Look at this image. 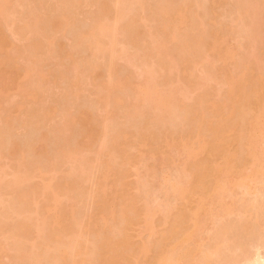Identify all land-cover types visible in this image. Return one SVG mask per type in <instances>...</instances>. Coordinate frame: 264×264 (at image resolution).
<instances>
[{
  "label": "bare ground",
  "instance_id": "1",
  "mask_svg": "<svg viewBox=\"0 0 264 264\" xmlns=\"http://www.w3.org/2000/svg\"><path fill=\"white\" fill-rule=\"evenodd\" d=\"M122 1L97 0L95 4L99 12L97 16L96 13L93 15L94 20L91 19V29L78 35V43L85 44L95 57L84 64L90 76L101 68L100 55H106L110 69L120 56L115 48V36L120 31L118 23L123 20L124 14L119 10ZM206 1L182 0L181 3H174L173 0H159L154 6V22L157 25L150 27L153 30L147 31L138 25L143 18L141 13L137 15L139 12L128 17L127 24L122 26L123 30L129 31L127 41L138 47L139 52L143 51V54L140 53L152 63L146 64L143 81L139 83L133 82L130 76L118 78L110 72L108 79L98 84L99 91L102 90L98 94V102L102 105L114 103L123 108L125 100L120 92L124 89L140 97L138 110L131 113L132 120L137 115L142 117L138 132L134 134L125 128H117L109 135L106 130L108 120L99 129L88 111H80L74 116L64 113V130L59 127L57 132L62 131L63 134L75 125L81 132L76 148L67 146L62 153L66 163L68 161L71 165L65 175L58 180L55 176L58 167H50L47 172L48 168L42 169L38 161L29 162L25 157L19 162L26 170L16 169V174L7 183L4 182L5 172L0 170V192L10 190L8 195L16 206L12 203L13 209L9 212L5 210L6 213L0 210L1 232L6 230L5 220L11 215L16 216L10 226L7 225L10 238L0 240V259L8 253L9 261L21 264H264V203L258 201L259 196H264V51L259 60L247 58L237 61L242 56V44L230 46L227 43L236 35V27L222 24L205 8L209 2L223 7L227 1ZM135 2H138V9L144 11L147 8L144 0ZM13 3L14 0H0V51L8 42L3 26L11 14L8 7ZM66 3L63 8H68L43 20L41 25L38 22L36 30L28 31L30 26L26 27L28 33H34L35 37L28 45L32 53L42 51L46 44H54L48 30L60 33L72 24L77 1L67 0ZM240 6L235 12V23L244 19L243 12L248 13L244 5ZM259 7L264 9V0H260ZM18 33L19 29L16 30ZM150 36L155 40L152 45L146 44ZM234 39L237 41L236 36ZM12 49L18 50L15 45ZM13 62L15 60L8 53L0 59V98L12 81L5 74L16 76L23 72L24 80L30 78L28 67L21 69ZM197 64L205 70V78L201 81L191 70ZM40 76L45 77L43 74ZM173 77L176 79L171 80ZM207 79H216L226 86L225 93L215 94ZM173 81L175 86L163 88L167 82ZM82 85L81 74L76 75L72 86L80 91ZM191 89L196 91V95L188 103L187 100L192 99L189 98ZM21 90H24L23 83L18 84V91ZM178 94L182 98H178ZM30 96H33L32 92ZM51 111L56 112L50 108ZM177 111L183 115L182 123L186 129L178 130V126L173 125L174 129L169 126L161 134L154 130L153 122L167 115L169 119L172 117L168 120L172 123ZM106 113L109 118L113 117V111ZM151 113L158 119H149ZM138 119L134 122L138 123ZM5 123L11 125L12 119L7 118ZM100 136L101 147L96 150L98 156L92 161L90 171L85 173L88 168L84 170L82 148L91 151ZM44 140H47L45 135L39 142L41 148L32 145L29 149L36 155L45 156ZM12 143L8 150L10 156H14L19 149L16 142ZM143 146L159 151L169 148L170 152L161 151V164L176 166L173 178L162 175L159 178L170 196L164 205L151 196L149 188V177L157 178L155 165L142 164L144 155L135 153ZM60 163L56 162L57 166ZM132 165L137 171L138 166L144 169V176L136 173L138 181L135 188L139 191L136 197H129L128 191L121 192L119 189V183L129 175ZM24 172L25 178L21 176ZM47 173L50 177L45 178ZM258 176L263 178L259 191L255 185ZM86 183L92 185L87 188ZM234 187L243 190L240 203L222 202V195ZM212 190L220 199L218 206L214 204ZM77 192L82 195L81 198L76 196L77 200H83L85 195L92 196L88 197L92 205V208L89 206V215L86 213L87 217L82 219L77 217L79 211L76 203L73 204ZM194 198H197V207L190 213L183 203ZM114 201L115 206L112 207ZM206 215L216 219L235 215L239 216V222L234 225L238 221L236 218L234 224L225 223L227 226L222 228L226 229L220 227L213 233L216 234L214 238L207 237L204 236L208 231ZM157 216L165 227L162 234L155 228ZM142 225L148 237L141 243H135L132 231ZM233 228L245 233L241 237L243 239L239 238L242 232ZM233 230L239 234L235 235L236 238H229ZM206 242L209 243L205 245Z\"/></svg>",
  "mask_w": 264,
  "mask_h": 264
},
{
  "label": "rangeland",
  "instance_id": "2",
  "mask_svg": "<svg viewBox=\"0 0 264 264\" xmlns=\"http://www.w3.org/2000/svg\"><path fill=\"white\" fill-rule=\"evenodd\" d=\"M76 1H77V5H76L77 7L74 8L75 12L73 10L74 12V21L72 22L73 25L70 23L65 27V30L60 33L48 30L47 28L48 35L53 40L54 44L52 45L46 44V47L38 53H32L28 46L29 43L33 40V38H35L34 33L30 34L28 33V31L36 30L35 28L38 22L39 23L41 22L40 23L41 25L43 20L46 21L47 18L49 17H53L56 16L57 14L58 15L61 14L63 10L68 8V7L66 8L64 7L65 9L63 8V5L65 6L67 0H14V3L8 7V10L11 11V14L10 17L6 18V21L4 22L5 25L3 26V31L4 34L8 37V42L6 43L4 50L0 51V59L1 57H3V55L8 53L15 60L13 64L17 65V67L21 69L23 67L25 68L28 67L29 70L31 71V74H30V78L27 80L23 79V72H20L16 76H13L11 73L5 74L6 78L12 79L10 85L6 89V93L2 95L0 98V155H2L0 157V170L5 172L4 182L6 183L13 178V175L16 174L15 173L16 169L20 168L21 170H26L25 167L20 166L19 160L22 159V157H25L26 160L29 162H31V160H34L32 162L36 161L37 163L38 161V164L42 169L47 170L48 168L47 172L51 170L50 167H52V169L58 167V169H55L58 171V172L55 171V173H57L55 175L57 179L58 178L60 179L63 175H65L64 174L65 172H68L71 169L70 163L68 161L66 163V160L63 158L64 156L62 153L67 146L69 147L73 146L74 148H76L77 142L81 140L80 137L81 132L79 133L80 128L76 125L73 128L71 127L72 129H69V131L65 130L67 132L64 131L63 134L62 131L61 132L58 131L60 134L57 132V129L59 127H61V130L64 127L63 125L66 117V116L64 117V113H66V115L70 114L74 116L80 111H88L93 116L94 121L98 124L97 127L99 129H102V124H104L105 120H108L107 121L108 123H106L107 129L106 128L105 129L108 131L106 132L109 135H112L115 129L118 130L117 128H125L134 134L139 131L138 126L140 125V123H142V121H140L142 117H138L137 115V117L140 118L138 119L135 115H132L133 117L135 116L134 117L135 119L132 120L131 113H133L132 111L138 110L137 105H140L141 98L133 95V93H131L129 89H124L123 91L120 92L121 94L123 93L122 95L125 100V105L123 108L122 107L119 108L114 103H110L109 105H102L101 103L99 104L98 102V94L99 92H102V90L99 91L100 85L98 88V84L99 83L102 84L104 81H106L108 79L107 77L110 72L116 74V77L118 78H124L130 76L132 81L135 83H139L143 81L142 78L144 71L146 70V66H147L146 64L149 65L152 62L151 60L149 62V59H147L148 57L146 58V56L142 55L143 51L141 52L140 50V52L142 53L141 54L138 51L139 49H137L138 47H133L134 45L132 46L127 41V39L129 38L127 33L129 31L128 29L125 30V28L123 30L122 26L124 24H127L129 20L128 17L131 18L133 14L135 15L136 13L139 12V14L137 15L142 14L143 18L139 20L138 25H140L142 29L144 30L146 29L147 31H149L150 27H153L156 22L155 21L156 17H154L155 14L154 6H156L155 5L157 3L156 1L159 0H144L145 4L147 3L146 5L147 8L144 10L145 12L142 11L141 9H138L139 8V6H137L138 2H135V0L122 1L119 10L122 11V15L124 14L125 16L123 15V20H120V22L118 23L119 25L118 27L120 31L116 33L115 36V40H116L115 48L117 49V53H118L117 55L120 56L115 59L116 65L113 67V69H110L108 62L109 60L105 58L106 55L104 53H103L104 56L100 55L102 58L100 56L98 58L101 59V61H99L101 62L100 63L101 68L97 69L93 73V76L92 75L90 76L89 71L85 69L86 67L84 66V64L85 62H87V60L89 62L93 61L94 55L92 56L93 53H91V50H89L88 47L85 46V44H83L82 42H81L82 45L79 44L80 40L78 41L79 39L78 35L84 33V31L86 32L89 31V29H91L93 25L92 24L93 21L91 19L94 20L93 15L96 13L95 16H97L98 15L97 13L99 12L98 6L95 4L97 3V0H76ZM181 1L182 0H173L174 3H179V2L181 3ZM201 1L203 2V0ZM226 1L227 3L225 4L227 5L223 6L225 8H223L219 4H213L210 2L205 4V8L209 10L211 17L222 22V24L224 23L236 27V33H235L236 35H234L232 38H229L227 43L230 46H235V45L237 46V44L239 43L242 44L243 48L240 51V54L242 56L239 59H237V61L244 60L247 58H249L252 61L259 60L262 52L264 51V9L259 7L260 0H226ZM240 5H244L245 8L248 10V13L245 14L243 12L244 19L238 23H235V19H236L235 12L238 9L237 7ZM202 9L205 10L203 8V5H202ZM111 17H112L111 19H113V15ZM28 25L30 26V29L27 31L26 27ZM18 29H19V33L16 34V30ZM151 30H153V28ZM235 36L238 42L234 39ZM154 41L155 40H153V37L151 38L150 36L149 38H147L146 44L148 43L151 44ZM13 45L17 46L18 50H13L12 49ZM101 47H103V45H101ZM139 54H141L142 57H145L146 60L145 58L142 59V57ZM219 65H221L220 62ZM191 70L193 71L194 76L197 77L199 81L205 78L204 75L205 70L203 69V67L200 66V64H197ZM41 74H43L45 77L40 76ZM79 74H81L82 84H83L80 91L76 90V88L72 86V80L76 75ZM1 75L2 73L0 68V76ZM175 79L176 78L173 77L171 80H175ZM19 83L24 84V90L18 91ZM173 83L175 82L174 81L169 83L167 82L163 86V88H168L171 87L172 85L175 86V84ZM207 83L215 94H219V93L223 94L226 91V86L221 85L219 81L216 79H211V80L207 79ZM31 92L33 93V96H30ZM195 95H196V91L194 89H191L189 91V98L192 99H188L187 102L188 103L192 102ZM178 98H182L180 94H178ZM149 106L151 107V105ZM145 107L148 108V106ZM50 108L55 109L56 112H52V111L50 112ZM140 109L141 108H139V110ZM142 109L145 110L144 108ZM106 111H110V112L113 111L115 114L113 113V117L109 118L110 116L108 113H106ZM178 113H176V117L174 116L175 112L174 115H172L175 117V118L173 117L172 123H171L172 120L170 122L168 121L172 117L169 119L168 118L169 116L165 115L163 119L159 118L160 119L159 120L157 118L158 116H152L151 113V115H149V117L151 118L149 119L154 121L155 120L154 118H157L158 121L153 122V124L151 122L150 123L154 125L153 126L154 130L160 134L165 132L167 128L169 129V126H171L172 128L173 125H177L178 127L176 126L175 127L178 128V130H180L179 128H181V130L182 129L184 130L185 125L183 126L184 121H182L184 117L183 115H181V113L179 114ZM177 115H180L181 117ZM7 118L12 119L11 125H7L5 123ZM136 119H138L139 124L135 123L137 122ZM28 120L30 123L27 122ZM161 120L162 121L166 120L163 122H167V121L168 122L166 124H163ZM136 124L138 125L136 126ZM111 132L112 134H110ZM44 135L45 138L47 139L43 141L45 143L44 148H46V152H47L46 155H48V157L46 155L42 157L40 155H36L29 149L32 147V145L33 146L35 145L37 148H41L39 142L40 139L42 140V136ZM101 141H102V136H100L99 139L97 140V143L94 144L95 146L93 147V149H90L91 151H89L88 148H86L87 150L82 148V151L84 150L82 153V151L80 150L82 155L84 154L83 155L84 170L85 167L89 169L90 166L93 165L92 161L94 160L95 157L97 158L98 156V154L96 155V150L97 151L99 150ZM12 142H16L19 147L17 153H15L14 156H10L8 154V150L13 144ZM161 151H163L164 153L170 152L169 148H161V150L159 151L157 149L152 148L151 146H143L139 149V151H135V153L138 156L144 155V157L142 158V164L147 166L155 165L157 178L151 179L149 177L148 179V181H150L149 188H150L151 196L156 197V200L162 205H164L168 203V201L170 200V196L166 194L165 186L164 184L161 183L159 178L161 177V175L173 178L176 166L174 165L165 166L161 164L162 162ZM62 158L64 162L62 161ZM56 162L57 164H59L60 162L61 163L60 165L57 166ZM88 169L85 170V173L87 171H90V169L89 170ZM45 170L43 172H46ZM135 170L136 168L134 165L130 166L128 173L129 175L119 183V189L121 190V192H124V190L128 191L127 193L129 194V197L138 196L139 191L135 188L138 181L137 175L143 174L144 176L143 166H138V171L136 170L137 172ZM21 176L25 178L26 172L21 173ZM39 176H41V174ZM44 177L45 178L50 177V174L47 173L46 176ZM38 180H39L38 178L35 179L36 182H38ZM111 181L112 180L109 181V184L111 183ZM262 181L263 178L258 176V179L255 183V185L257 186L256 187L257 191H259L262 188V184H263ZM91 185H92L91 183H86L87 188L90 187ZM122 187L123 190L121 189ZM229 189L230 191H227L224 195H222V200H223L222 202H226V204H230L234 202L240 203V200L243 199V194H242L243 190L238 187L229 188ZM6 191L7 190L4 191L2 190L0 192V210L2 209L3 211L6 210L9 212V210L12 207L13 201L10 200L11 196L8 195L10 193L9 192L10 190L8 191L9 193ZM211 193H213L212 198L214 199V204L218 206L220 203L219 197L216 196L217 194L214 192V190H212ZM78 195H79L78 192L74 194L75 198ZM80 195L79 197L81 198L82 195L81 196ZM86 197L87 199L85 202ZM88 197H92V196L85 195V197L83 198L84 201L77 200L79 199L78 197L76 198V201L73 200L75 201L73 202V204L76 203V206L75 205L74 206L77 207L78 208L77 211H79L77 212V217L80 216L81 218L85 216V214L88 213V211H90L89 206L91 207L92 205L91 202L90 203L88 202V200L89 201L91 200V198L88 199ZM262 197L260 198L259 196L258 201L264 203V196ZM66 199L68 198H65V200ZM69 201L71 203V200ZM87 202L89 203V205L87 204ZM183 204L185 208L189 210L190 213H193L197 207V198H194L192 201H186ZM13 205L15 206V203H13ZM114 206H115V201L113 202L112 207ZM2 210L1 212H3ZM87 215H89V213ZM15 218H16L15 215H11V218L10 219L7 218L8 220L6 219L5 221L7 222H4V224L6 226L7 225L10 226V223L13 222ZM236 218L238 219V221L234 224V222L237 220ZM221 219H216L212 215H206L205 220H206V228L208 229V231L204 233V236L206 235L207 237L208 236L213 237L216 235V234L213 235V233L216 230L220 229V227L221 229H224L227 226L224 225L225 223L228 224L229 222L234 221L233 224L237 226L238 225L237 223L239 222V216L236 217L235 215L234 216L231 215L230 217L226 216L224 219L222 220ZM85 220H87V218ZM156 220H157L155 227L156 231L159 234H162L165 231V227L159 222V216L156 217ZM228 225H230V223ZM6 226H5L6 230L4 229V231L2 232L0 231L1 241H4L5 239L10 238L11 236L8 231L9 227ZM222 226L225 227L222 228ZM239 231L242 232L241 230ZM233 232L232 234H229L230 232L228 233L230 235L229 238H232L231 236L235 237V235L237 236L239 234V233L237 234L236 231H235L236 233ZM132 234L134 236L135 243H141L143 239L145 240L148 237L147 235L148 232L144 231L143 225L135 227V229L132 231ZM244 234L245 233L242 232L241 234L242 236L240 235L239 238L243 237ZM252 234L255 236L254 233ZM252 234H249L248 236ZM245 237L247 236L245 235ZM252 237L249 238L253 239ZM210 241L213 242V239L211 238ZM208 243L209 242H206L205 245H207ZM7 255L8 253L3 254V256L0 259V264H21L19 262L9 261Z\"/></svg>",
  "mask_w": 264,
  "mask_h": 264
}]
</instances>
